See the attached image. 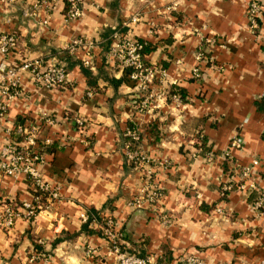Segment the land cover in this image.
I'll return each instance as SVG.
<instances>
[{"label": "crops", "instance_id": "crops-1", "mask_svg": "<svg viewBox=\"0 0 264 264\" xmlns=\"http://www.w3.org/2000/svg\"><path fill=\"white\" fill-rule=\"evenodd\" d=\"M251 1L86 0L82 17L69 20L66 2L60 0L43 25L44 9L34 17L24 15L34 0H0V33L19 39L11 59L40 58L68 71V84L53 90L23 75L25 97L10 109V120L40 126L41 168L61 194L32 221L19 220L11 230L0 231V264H105L108 243L99 226L81 220L94 211L114 217L128 251L150 264H176L192 254L224 264H264V218L252 208L255 195L222 190L224 184L239 183L238 167L254 159L259 160L255 178L264 186V108H259L264 21L259 30L249 27ZM133 17L138 22L131 23ZM127 23L134 38L152 43L146 61L179 81L186 95L183 109H173L166 100L155 119L133 111L134 83L109 56L113 29L127 30ZM203 38L216 39L208 48L215 63L204 65L197 80L191 69L198 64ZM78 39L95 46L92 68L82 66L84 47L66 50ZM178 61L184 66L178 68ZM136 116L135 122L144 124L143 152L172 162L169 170H158L165 190L159 208L173 216L171 226L153 212L127 207L141 189L139 173L124 157L122 137ZM151 125H157L154 134ZM198 135L206 151L194 157ZM46 139L49 144L42 142ZM233 140L240 148H231ZM227 150L233 159H224ZM31 192L23 178L0 175V202L30 201ZM88 246L99 255L87 257ZM33 252L50 258L29 262Z\"/></svg>", "mask_w": 264, "mask_h": 264}, {"label": "built area", "instance_id": "built-area-1", "mask_svg": "<svg viewBox=\"0 0 264 264\" xmlns=\"http://www.w3.org/2000/svg\"><path fill=\"white\" fill-rule=\"evenodd\" d=\"M12 1V0H10ZM60 0H34L31 7L25 10V17H34L40 9L47 13L42 22L48 25L51 12ZM86 0H65L67 8L65 16L69 20L81 18L83 5ZM249 27L259 30L264 21V1L252 0L248 7ZM138 17H133L131 23L138 22ZM125 25L127 30L121 28L113 29L109 40V56L123 70H130L129 78L134 83L135 93L129 99V104L138 116L153 117L161 109V105L169 100L173 109L181 110L185 106V99L180 94L178 80L171 79L165 69L150 64L144 56L145 41L133 37L130 24ZM125 30V31H124ZM216 42V39L203 38L196 53L198 64L191 69L194 79L203 78L204 65H213L215 58L208 48ZM19 47V39L13 33H0V175L4 178L19 180L23 178L31 187V200L17 202L7 199L0 202V231L11 230L19 220L30 222L40 212L51 208L60 199L61 188L54 186L43 172L41 165L44 163L43 156L37 151L40 143V126L30 124L25 126L14 120H10L9 113L14 103L25 97L23 88V75H28L31 81L49 90L64 87L68 84V71L65 65L49 64L43 59L23 58L18 62L11 59V54ZM84 47L82 66L92 68L93 50L92 42L80 39L66 48L69 53H75L78 48ZM178 68L184 66L182 61L177 62ZM224 67H218L223 71ZM90 95V94H89ZM136 116L129 127L123 133L124 157L130 167L139 173L141 189L138 195L127 202L128 209L132 211L147 210L155 213L163 224L171 226L173 216L163 212L159 208L160 202L165 196V190L158 182L159 169L169 170L172 162L159 160L146 155L141 148V138L144 124L135 122ZM79 121V125H83ZM47 124H54V119L47 118ZM202 138V136L200 137ZM49 144L50 140H42ZM238 140L231 142V148H240ZM198 148V147H197ZM194 157L204 152L199 147L195 150ZM224 159H233L230 150L224 151ZM212 157H209L211 160ZM259 160L254 159L251 164L238 167L239 183L232 182L224 184L223 192H231L235 189L243 191L247 196L255 195L252 208L257 217L264 218V186L256 180L258 174ZM199 199L201 195L196 193ZM220 211V210H218ZM84 223L98 225L102 236L106 239L108 247L105 254V264H150V260L128 251L122 240L119 222L112 216H91L88 213L81 215ZM41 243V242H40ZM87 257L98 256L99 252L88 246L85 250ZM98 254V255H97ZM48 254L33 252L28 259L29 262L47 260ZM176 264H224L212 260L203 259L197 255H186L179 259Z\"/></svg>", "mask_w": 264, "mask_h": 264}, {"label": "trees", "instance_id": "trees-1", "mask_svg": "<svg viewBox=\"0 0 264 264\" xmlns=\"http://www.w3.org/2000/svg\"><path fill=\"white\" fill-rule=\"evenodd\" d=\"M66 8H67V5H66ZM152 49H153V45H152V43H146V45H145V48H144V56L146 57V56H148L149 55V53H151L152 52ZM126 71V73H127V75H128V78H129V74H130V70H125ZM130 79V78H129ZM180 94H181V96L183 97V99H185V93H182L181 91H180ZM260 107H263L264 108V100L263 101H261V104L259 105V108ZM135 125V123H130L129 124V127H133ZM157 125H151L150 126V128H151V130L153 131L152 133L154 134L155 133V130H156V127ZM201 137V135H198V137H197V140H196V146H198V147H201L204 151H206V141H205V139H204V137L202 136V138H200ZM141 141H142V139H141ZM90 215L92 216H97L98 215V212H96V211H94V212H92V213H90ZM129 252H131V251H129ZM131 253H134V252H131ZM134 254H137V253H134ZM138 255V254H137Z\"/></svg>", "mask_w": 264, "mask_h": 264}]
</instances>
